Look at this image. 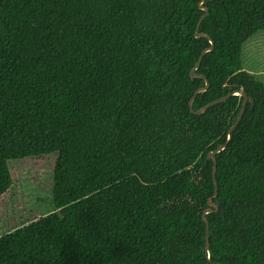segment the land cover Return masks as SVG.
<instances>
[{
    "label": "trees",
    "instance_id": "trees-1",
    "mask_svg": "<svg viewBox=\"0 0 264 264\" xmlns=\"http://www.w3.org/2000/svg\"><path fill=\"white\" fill-rule=\"evenodd\" d=\"M260 31L264 0H0V198L9 161L57 154L55 210L0 264H264Z\"/></svg>",
    "mask_w": 264,
    "mask_h": 264
},
{
    "label": "rangeland",
    "instance_id": "rangeland-1",
    "mask_svg": "<svg viewBox=\"0 0 264 264\" xmlns=\"http://www.w3.org/2000/svg\"><path fill=\"white\" fill-rule=\"evenodd\" d=\"M242 62L244 70L260 76L264 73V31L244 43ZM56 157V153H50L8 162L12 186L0 198V236L55 210L53 169Z\"/></svg>",
    "mask_w": 264,
    "mask_h": 264
},
{
    "label": "water",
    "instance_id": "water-1",
    "mask_svg": "<svg viewBox=\"0 0 264 264\" xmlns=\"http://www.w3.org/2000/svg\"><path fill=\"white\" fill-rule=\"evenodd\" d=\"M202 9L205 11V14H206V13H207V9H206L205 7H202ZM203 17H204V15H202V16L200 17V19H199V21H198V23H197V27L199 26V23L201 22V20L203 19ZM196 36H206V34H204V33H199V34H196ZM210 43H211V46L208 47V48H206V49H204V50L201 52V54H200V56L198 57V60H197V62H196V64H195V66L191 69V71H190V76H191V78H195V77H203L202 75L195 73V69L199 67V65H200V63H201L202 56H203L207 51H210V50L212 49V47H213V43H212V41H210ZM207 88H208V82L206 81L205 86L202 87V88L197 89V90L195 91V93H194V96H195L198 92L205 91ZM234 92H235V94H238V95H240V96H243V101H242V105H241L240 111H239V113H238V116H237L235 122L233 123V125L230 127V129H229V131H228L227 141H226L224 144H220V145H218V146L216 147V149H214L213 151H211V152H209V153L207 154V158H210V159L213 160V167H212V175H213V176H214L215 168H216L215 154H216L217 152H219L220 150H222V149L227 145V142L229 141L230 136H231V132H232V131L234 130V128L237 126V124H238L240 118L242 117V114H243V111H244V108H245V104H246V102H247V96H246V94H245L242 90H236V91H234ZM225 99H226V97H222V98H218V99L212 100V101H210L209 103H207L206 105H204L201 109L194 111V110L192 109V100H193V98H191L190 101H189V107H190V109H191L194 113H196V114H200V113H202L207 107H209V106H211V105H214V104H217V103H220V102L224 101ZM252 104H253V101L251 100V106H252ZM214 196H216V182H215V193H214ZM209 205H210L211 207H213L214 210H217V208H218L217 204H215V203L209 202ZM211 211H212V209L209 208V209H207V210L204 212V214H203V219L205 220V223H206V246L208 245V222H207V220H206L205 214L208 213V212H211Z\"/></svg>",
    "mask_w": 264,
    "mask_h": 264
},
{
    "label": "crops",
    "instance_id": "crops-1",
    "mask_svg": "<svg viewBox=\"0 0 264 264\" xmlns=\"http://www.w3.org/2000/svg\"><path fill=\"white\" fill-rule=\"evenodd\" d=\"M254 75H255V76H258V77H260V78H262V77L264 78V73H263V74L260 76V74H259V73H257V72H254ZM258 77H257V78H258ZM262 81L264 82V79H263Z\"/></svg>",
    "mask_w": 264,
    "mask_h": 264
}]
</instances>
